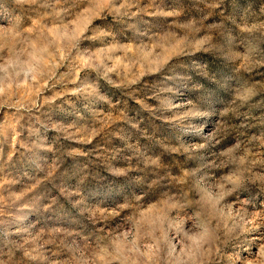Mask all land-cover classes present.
<instances>
[{
  "label": "rangeland",
  "instance_id": "374dc122",
  "mask_svg": "<svg viewBox=\"0 0 264 264\" xmlns=\"http://www.w3.org/2000/svg\"><path fill=\"white\" fill-rule=\"evenodd\" d=\"M0 264H264V0H0Z\"/></svg>",
  "mask_w": 264,
  "mask_h": 264
}]
</instances>
